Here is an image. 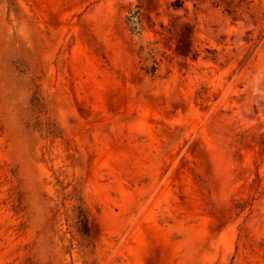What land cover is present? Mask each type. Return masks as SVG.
<instances>
[{
  "label": "rangeland",
  "instance_id": "374dc122",
  "mask_svg": "<svg viewBox=\"0 0 264 264\" xmlns=\"http://www.w3.org/2000/svg\"><path fill=\"white\" fill-rule=\"evenodd\" d=\"M0 264H264V0H0Z\"/></svg>",
  "mask_w": 264,
  "mask_h": 264
},
{
  "label": "trees",
  "instance_id": "16d2710c",
  "mask_svg": "<svg viewBox=\"0 0 264 264\" xmlns=\"http://www.w3.org/2000/svg\"><path fill=\"white\" fill-rule=\"evenodd\" d=\"M139 23V22H138ZM154 72V70L152 69L151 70V73H153ZM86 219H85V217L82 215V214H80V216H79V220H78V224H79V226H80V232L83 234V235H86L87 234V232H88V228H87V225H86Z\"/></svg>",
  "mask_w": 264,
  "mask_h": 264
}]
</instances>
